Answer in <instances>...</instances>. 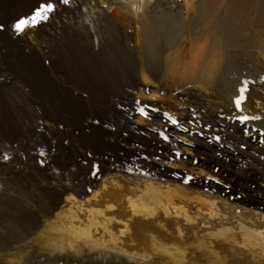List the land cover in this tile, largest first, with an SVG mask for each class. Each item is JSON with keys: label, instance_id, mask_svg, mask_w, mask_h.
I'll return each instance as SVG.
<instances>
[{"label": "rangeland", "instance_id": "obj_1", "mask_svg": "<svg viewBox=\"0 0 264 264\" xmlns=\"http://www.w3.org/2000/svg\"><path fill=\"white\" fill-rule=\"evenodd\" d=\"M41 2L0 0V264H253L238 214L264 226V57L240 58L225 101L209 85L148 73L102 80L82 20L95 0H51L49 19L17 35L14 22ZM106 17L99 26L118 24L135 54L133 26ZM129 198L154 212L128 209ZM146 239L175 244L183 261Z\"/></svg>", "mask_w": 264, "mask_h": 264}, {"label": "bare ground", "instance_id": "obj_2", "mask_svg": "<svg viewBox=\"0 0 264 264\" xmlns=\"http://www.w3.org/2000/svg\"><path fill=\"white\" fill-rule=\"evenodd\" d=\"M103 2L95 0V10L84 7L82 16L84 24L89 23L87 15L96 16L94 26L86 28L83 24V29L91 42L86 46L99 49L95 55L99 69L108 73L104 72L106 77L102 80L120 82L125 74V79L131 82L137 72L142 78L148 73L162 85L176 80L186 85H209L225 101L237 78L232 75L242 69L240 58L247 56L246 61L255 62L257 66L259 59L254 56L264 57V0H115L107 3L112 6L105 9L96 5ZM108 13L112 20L128 24L130 28L133 26L135 54L125 38L115 35L118 24L107 22L110 21L106 17ZM99 18L107 20L105 27L99 26ZM98 32L106 38H98ZM98 39H102L103 44ZM124 204L130 210L154 212L146 203L132 198ZM185 211L180 206L174 212L185 220L191 219ZM238 217L244 222L239 231L241 244L256 247L258 255H250L253 264H264V226L258 225L256 230L250 216L238 214ZM145 242L148 251L163 253L173 261H183V250L175 244L161 246L149 239Z\"/></svg>", "mask_w": 264, "mask_h": 264}, {"label": "snow or ice", "instance_id": "obj_3", "mask_svg": "<svg viewBox=\"0 0 264 264\" xmlns=\"http://www.w3.org/2000/svg\"><path fill=\"white\" fill-rule=\"evenodd\" d=\"M61 3L68 4L69 0H60ZM55 5L51 2V0H43L38 7L32 12L31 15L25 17V18H19L17 19L14 24L12 25L14 31L17 35L23 34L26 29L36 27L39 23L47 21L49 19V14L54 12ZM3 25L0 24V30L3 29ZM248 84L249 81H243L242 86L238 89L239 95L234 99L235 106L237 110H240L241 104L246 100V93L248 92ZM138 112L141 116H147V113L145 112V109L143 107L138 109ZM167 115V114H165ZM171 120V123L173 125L177 124L178 121L176 119L169 118ZM241 123L246 122L250 117L248 116H241L238 117ZM252 119H259V117H252ZM187 131V129H184ZM245 134H247V130H245ZM165 140L168 139L167 136H163ZM217 141L220 140V137H215ZM264 142V141H262ZM45 153L43 151L40 152V155L43 156ZM91 155V153H89ZM179 156V153L176 154ZM7 159V157H5ZM195 162V161H193ZM93 168L95 169L93 171V175H96V171H98V166L93 165ZM215 171H218V169H215ZM188 179H192V177H189ZM207 179H214L213 177H207ZM188 181L185 180V183ZM217 183H223V181L217 180ZM225 187H228V185H225Z\"/></svg>", "mask_w": 264, "mask_h": 264}]
</instances>
